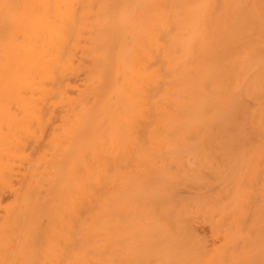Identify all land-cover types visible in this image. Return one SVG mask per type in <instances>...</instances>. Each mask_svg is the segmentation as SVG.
Listing matches in <instances>:
<instances>
[{"label": "bare ground", "instance_id": "obj_1", "mask_svg": "<svg viewBox=\"0 0 264 264\" xmlns=\"http://www.w3.org/2000/svg\"><path fill=\"white\" fill-rule=\"evenodd\" d=\"M69 1L0 0V264H130L125 263L127 252L134 256L138 247L130 239L135 236L128 238L134 247H124L128 244H124L125 216L131 215L128 223L135 213L142 215L149 233L160 234L159 238L161 234L167 236L166 220L184 225L185 219L178 216L183 221H169L172 214L177 215V200L183 201L178 192L173 197L179 198L174 199L173 210L165 218L161 215L167 212L158 207L166 204L157 199L164 196L160 193L165 192L162 189L168 181L165 172L159 170L169 171L171 166L173 171L177 166L169 157L166 165L159 159L163 168H156L160 179L155 175L154 182L147 185L152 187L134 182L129 191L132 198L128 197L129 214L125 213V182L130 176H126L125 166L133 161L122 165L130 159L125 158L128 152L124 151L133 149L134 154L140 150L139 157L147 150L154 151L155 156L159 150L168 149L174 155L184 147H193L192 140L237 142L248 138L255 142L251 144L254 200L251 198L250 203L254 205L250 206V257L251 264H264V0H78L77 5ZM177 141L183 144H160ZM199 146L194 147L199 150ZM146 155L137 161L147 165L142 160L148 159ZM227 156L222 160L233 161L230 154L229 159ZM151 163L148 166L152 168ZM195 163L188 164L195 167ZM138 166L134 170L143 172L145 168ZM148 166L150 176L156 166L151 170ZM187 183L183 184L190 185ZM170 186L174 185L168 187L173 194L175 188ZM234 186L230 190H235ZM230 195L224 197L226 202ZM152 201L156 202L148 207ZM226 202L221 201V206L226 207ZM213 215L220 216L216 212ZM182 225L171 224V230ZM136 229L132 227L131 233ZM165 241L161 242L167 244ZM194 253L190 258H198ZM152 254L160 255L154 250ZM228 256L224 260L232 261ZM155 257L146 264H155ZM137 260L136 264H145V260ZM175 260L173 264H178L179 259Z\"/></svg>", "mask_w": 264, "mask_h": 264}, {"label": "rangeland", "instance_id": "obj_2", "mask_svg": "<svg viewBox=\"0 0 264 264\" xmlns=\"http://www.w3.org/2000/svg\"><path fill=\"white\" fill-rule=\"evenodd\" d=\"M73 1H74V3H73ZM72 2H71V0L69 1V2H71V4L73 3V4H75V5H77V4H79V3H77V1L78 0H73ZM82 1H85V0H82ZM80 3H81V1H79ZM83 3V2H82ZM72 4V5H73ZM250 139H251V141H252V138H248V139H238L237 140V142H235V139H230V141L229 140H224V141H222L221 142V140L222 139H215V141H212L211 139H209V141H207V140H205L206 141V143L204 142H202L203 140H197V143H196V141L195 140H192V142L194 141V143H192L190 146H193V147H188L189 149H186L185 150V147H184V149H183V151H181V149L180 150H177L178 152H176V148L174 149V151L173 152H176V153H173L174 155H172V153H169V151H167L168 149H164V151H163V149H161V150H159V153H157L155 156H154V154L155 153H153L154 151H149V150H147V151H145V152H147V153H142L143 154V156H145L146 154H148L149 152H150V154L149 155H146L147 157H146V159L147 160H145V159H142L143 160V162H147V165H145L144 163H140V161L138 162L137 160H138V158L141 156V157H143L142 156V154L141 155H139V157H138V152L140 151V150H135V152H134V154H137V156L135 157V155L133 154V149H128V150H126V152L124 151V153H127L128 152V157H126L125 156V158H130V159H125V160H127V162L125 161V163H122V165H124L125 166V164L126 163H128L129 162V160H132L133 161V165L132 164H129V163H131V161L128 163L129 164V166H125L127 169H128V172H129V167H130V172L128 173L127 171H126V176H129L130 178H133V179H130L129 177L127 178V182H125V184L128 186V188H126L127 190H128V192H126L127 190H125V194H124V196H127V198L125 197V205H124V207H125V213L127 214L128 213V211H126V210H129L130 209V207H131V205L129 204L130 203V198H128V197H131L130 196V189L132 188V186H133V184H134V182H142V184H144V185H146V187H152L151 185L150 186H147L148 184H152V181L154 182V180L156 179V178H159V176H158V173L160 172V173H162L163 171L165 172V174H164V176L166 175V180H168L167 181V183L166 182H164V183H166L167 185L165 186L166 188H167V190H166V188L164 187L162 190H164L165 192H163L162 191V193H160V194H163L164 196L163 197H161V198H159V199H157L158 201H161V202H164V201H166V204H163L162 203V206L163 207H161V206H158L159 208H163V211H165V212H167V213H162L163 215H161L162 217L164 216V215H166L167 216V214L170 212L171 213V211L170 210H173L172 208H173V203H175L176 202V200H174L175 198H179L180 196H182V200L183 201H178L177 200V204L175 205V206H180V208H175V210L177 209V215H176V217L174 216V217H171V216H173L174 214H172L170 217H169V221H172V219L170 220V218H173L174 220H175V218H176V220L177 219H179L180 220V217H181V219H185L184 220V225H182L179 221H175V222H171V224H173L174 225V223H175V225L176 226H178L179 224L180 225H182V227L181 226H179L178 228H179V231L176 229V227H175V229L178 231V233L180 234V235H178V233L177 232H174L173 230H175V229H173V230H171V228H173V226L171 227V224H169V222L166 220V223H167V227H168V229L166 230V235L169 237V238H166L167 240H168V242L167 241H165L166 239L165 238H163V234H161V239L158 237V236H160V234H155V235H153L152 233L150 234L149 232L151 231V229H150V227H148L149 226V224L148 223H145L146 221L142 218L143 216L142 215H138V214H136L137 215V218H139V219H137V218H135L136 217V215L134 214V216H132V217H134V220L133 219H128V223H127V218H130V216L131 215H127V216H129V217H126L125 216V220H126V222H123V224H124V226L126 227V229H124L123 230V234H124V237L126 236H128L127 238L125 237V240H126V242H124V244L125 243H128V244H125V245H128V246H125L124 245V247H128L127 249L129 250V248H130V245L132 246V244H131V241H130V239H132V243H134L135 244V248H137L136 249V251H137V254H134V256H132V255H129L130 253H129V251L127 252L128 254H127V256H126V259L127 260H125L126 262L125 263H130V264H136V261L135 260H137L139 257H140V259L142 258V260H145V264L146 263H152L151 261L154 259L153 257H155L153 254V256H151V252H153V250H154V252H156V253H160V255H158V254H156V256L158 257V259L160 258H162L163 257V259H161V261H162V264H173L174 263V260L176 259V260H178L177 262H178V264H226V261H227V264L229 263V264H251L252 263V257H250V256H252V236H250L251 234H252V231L250 230V229H252V217H251V215H252V208L250 207V206H252L253 207V205L251 204V203H253V201H251V198H252V196H251V194H252V145L251 144H254L255 142H253L252 141V143H251V141H250ZM231 140H234V141H231ZM191 141V140H190ZM226 141V142H225ZM247 141H248V143L250 142V144H246L247 143ZM182 141H177V142H168V143H165V142H162V143H160V144H177V145H179L180 143H181ZM184 142V141H183ZM189 142V141H188ZM187 142V145H189V143ZM211 142V143H210ZM214 142V143H213ZM231 142V143H230ZM235 142V143H234ZM145 143V145H153L154 143L153 142H144ZM226 143H228V144H226ZM234 143V144H233ZM140 144V143H139ZM142 144V143H141ZM181 144H183V143H181ZM200 144V146L199 147H201L199 150H197V147L195 148L194 146H198ZM206 146V148H205V146ZM212 145V147H213V144H214V146H215V148L213 147H211V145ZM218 144V145H217ZM223 144H224V146H226L225 148H224V146H223ZM226 144V145H225ZM243 144V145H242ZM244 144H245V147L247 146V145H249V148H243L242 146H244ZM186 145V144H185ZM223 147H222V146ZM241 145V146H240ZM217 146H218V148H217ZM230 148H232L231 150L229 149V147ZM240 146V147H239ZM251 146V147H250ZM181 147H183L182 145H181ZM207 147H208V149H207ZM221 147V148H220ZM241 147H242V150H240L241 149ZM193 148H195V150H197L196 152H195V150L193 149ZM223 148V149H222ZM240 148V149H239ZM218 149V150H217ZM220 149V150H219ZM222 149V150H221ZM224 149L226 150V151H228V152H226L225 151V155L228 157L227 159H229V154H230V156H231V158H233V161H232V159H231V161L230 160H226V158L224 159V161H225V163H227L226 165L225 164H223V158L224 157H226L224 154V156L223 155H221V157H220V154H222V153H224ZM245 149V150H244ZM133 150V151H132ZM170 150V152H171V149H169ZM193 150V151H192ZM201 150H203V151H201ZM215 150V151H214ZM230 150V151H229ZM234 150H236V152L234 151ZM250 150V151H249ZM149 151V152H148ZM158 151V150H157ZM157 151H155V152H157ZM162 151H163V153H162ZM201 151V153H199ZM232 151V152H231ZM241 151V152H240ZM144 152V151H143ZM193 152H195V154L193 153ZM204 152V153H203ZM205 152H207V153H205ZM239 152H240V154H239ZM124 153H122V154H124ZM132 153V155H130ZM169 153V154H168ZM188 155V158H186L187 160L186 161H188L187 163H186V161H185V157H187L186 156V154ZM190 154V156H189V154ZM220 153V154H219ZM227 153H229V154H227ZM246 153H248V154H246ZM177 154V155H176ZM193 154H194V157H193ZM196 154H199L198 155V157L200 158H196ZM202 154H204V155H202ZM205 154H209V156L208 157H206L205 156ZM235 154V155H234ZM134 155V156H133ZM159 155H160V157H159ZM162 155H164L163 156V158H162ZM166 155V156H165ZM171 155H172V159H171ZM185 155V156H184ZM217 155H219V156H217ZM123 156V155H122ZM150 156L152 157V158H150ZM175 156V157H174ZM233 156V157H232ZM241 157V159H240V157ZM135 157V158H134ZM155 157V158H154ZM158 159H157V158ZM166 157V158H165ZM169 157V158H168ZM218 157H220V159L218 158ZM114 158V157H113ZM122 158V157H121ZM137 158V159H136ZM145 158V157H144ZM150 158V159H149ZM170 160V162H171V160H172V163L173 162H175V164L177 165V166H173V171H171L172 170V167L170 166V165H172V164H168L170 167H169V171H167L168 169H164V170H159V172H157V170L158 169H156L157 167H160V168H163V166H159V159H160V163L163 161V165H166V161H167V163H170L169 162V160ZM175 158H177L175 161H174V159ZM184 158V162H183V159ZM191 158H193V159H191ZM208 158H210L211 160V162H208L209 160H207ZM239 158V159H238ZM123 159V158H122ZM122 159H121V161H122ZM136 159V160H135ZM140 159V158H139ZM152 159H153V161H152ZM191 160V161H190ZM193 160V161H192ZM197 160L199 161V162H197ZM204 161V162H202V161ZM113 161V160H112ZM134 161H135V163H134ZM150 161V162H149ZM195 161L197 162V163H195ZM207 161V162H206ZM220 161H222V162H220ZM227 161V162H226ZM241 161V162H240ZM245 161V162H244ZM122 162H124V161H122ZM138 164H137V163ZM149 162V163H148ZM152 162V163H151ZM155 164H154V163ZM184 163V165H182L183 163ZM237 162V163H236ZM150 163L153 165H151L152 166V168H154L155 166V169H156V171L154 172V170L155 169H153V172L154 173H152V174H150V176H148V173L146 172V169H147V166H148V164L150 165ZM191 164L192 166H194V163H195V167H190L191 165H189V164ZM203 163V164H202ZM204 163H205V166H204ZM207 163V164H206ZM213 163V164H212ZM232 164V166H230L229 167V164ZM236 163V164H235ZM250 163H251V166H250ZM128 164H126V165H128ZM137 164V165H136ZM161 164V165H162ZM174 164V163H173ZM197 164H199V166L201 167L202 165L205 167H203L202 166V168H200ZM201 164V165H200ZM214 164H215V167H213L214 166ZM221 164L223 165V167L221 166ZM248 164H249V166H248ZM138 165H140L144 170H143V172H144V174H140L141 172H142V170L141 171H137V169L136 170H134V168H136V166H138ZM143 165V166H142ZM155 165V166H154ZM168 165H167V168H168ZM180 165H181V167H180ZM189 165V166H188ZM225 165V166H224ZM238 165V166H237ZM132 166V167H131ZM234 166H236V167H234ZM124 167V168H125ZM139 167V166H138ZM148 167H150V166H148ZM165 167V166H164ZM178 169H180V170H177V168ZM180 167V168H179ZM185 167H188L187 169L185 168ZM199 167V168H198ZM225 167V168H224ZM233 167V168H232ZM241 167V168H240ZM247 167H248V169H247ZM251 167V168H250ZM140 168V167H139ZM151 167H150V170L152 169ZM159 168V169H160ZM194 168V169H193ZM209 168V169H208ZM235 168V169H234ZM236 168H240V169H238L239 170V172H238V170L236 169ZM243 168H244V170H243ZM127 169H125V170H127ZM183 169H185V170H183ZM195 169H197V170H195ZM203 171H202V170ZM210 169H211V171H210ZM217 169H218V171H217ZM135 171V173H134V171ZM140 170V169H139ZM150 170H148V172L150 171ZM177 170V171H176ZM191 170V171H190ZM199 170V172L197 173V171ZM206 170H209V172L210 173H212L213 171H217V172H213V174L211 175L209 172H207ZM225 170H227V171H225ZM236 170H237V172H236ZM248 170V171H247ZM166 171L168 172V173H166ZM171 171V172H170ZM175 171V172H174ZM179 171V172H178ZM220 171V173H218ZM223 171V172H222ZM225 171V172H224ZM233 171V172H232ZM235 171V172H234ZM138 172V174H136ZM140 172V173H139ZM142 172V173H143ZM163 172V173H164ZM190 172V173H189ZM228 172H229V174H228ZM150 173H151V171H150ZM175 173H177V174H175ZM180 173V174H179ZM182 173V174H181ZM197 173V174H196ZM206 173V174H205ZM208 173V174H207ZM129 174V175H128ZM139 174L141 175V177L139 176ZM191 176H194V178H196V179H194V178H192V177H190V175ZM198 174H199V176H198ZM218 174V177H215L216 175ZM244 174V175H243ZM247 174V175H246ZM137 175V176H136ZM155 175H157V177H155V179L154 180H152L153 178H154V176ZM160 175V174H159ZM169 175V176H168ZM183 175L185 176V177H187V178H185V177H183ZM189 175V176H188ZM200 175H201V177H200ZM209 175H210V177H209ZM220 175V176H219ZM262 176H263V174H261ZM260 175V176H261ZM139 176V177H138ZM161 176V180L164 178V177H162V175H160ZM259 176V177H260ZM134 177H135V179H134ZM168 177V178H167ZM180 177H181V179H182V181H181V179H180ZM207 177V178H206ZM211 177H214L213 178V180H215V182L211 179ZM242 177H244L243 179H242ZM139 178H141V179H139ZM151 178V179H150ZM179 178V179H178ZM185 178V180H184V182H183V179ZM202 178V179H201ZM263 178V177H262ZM262 178H260V179H262ZM160 179V178H159ZM158 179V180H159ZM170 179V180H169ZM172 179V180H171ZM174 179H175V181H174ZM230 179V180H229ZM248 179V180H247ZM260 179L258 180V179H256V181L258 180V182L260 181ZM166 180H163V181H166ZM178 180V181H177ZM180 180V181H179ZM241 180H244V181H241ZM129 181H132L131 182V184L129 183ZM157 181V180H156ZM228 183H227V182ZM143 182H145V183H143ZM179 182V183H178ZM180 182H181V184H183V183H187V184H190V185H192L193 184V186L194 187H196V188H194L193 189V186H190V185H185V184H183V187L181 186V184H180ZM202 182H204V183H202ZM226 182V183H225ZM232 182V185L234 186V189L235 190H232L233 188V186L231 187V183ZM198 183V184H197ZM224 183H225V185H224ZM248 183V185H246ZM113 184V181H112V183H111V195H113L114 194V188H113V186L114 185H112ZM154 184V183H153ZM174 185V186H170V188H175V190H176V192H175V190H171V192L173 191V194H171L169 191V185ZM198 185V187H197V185ZM201 184H203V185H201ZM184 185H185V187H186V189H185V187H184ZM228 185H230V186H228ZM126 186V187H127ZM180 186V187H179ZM220 186H222V188L220 187ZM225 186V187H224ZM228 186V187H227ZM134 187V186H133ZM159 187V186H158ZM192 187V190H190V188ZM201 187H203V188H201ZM205 187V188H204ZM215 188V191L214 192H216V193H214L213 191H212V189H214ZM219 188H221V190L220 191H218V193L220 194H218L217 193V189L219 190ZM224 188V189H223ZM225 188H227L226 190H225ZM230 188H232L231 190H230ZM160 189H161V187H160ZM196 189H202V190H196ZM223 189V190H222ZM230 191H229V190ZM248 189V190H247ZM113 190V191H112ZM190 190V191H189ZM193 190H196V191H193ZM224 191L226 192L227 191V193H229V195H230V197L228 196L227 197V199H231L232 201H230V203L231 204H233V205H229V200L226 202L225 201V198L224 197H226V194L227 193H225L224 194ZM161 192V191H160ZM177 192L179 193L178 195H179V197H178V195L175 197H173V195H174V193L175 194H177ZM214 194H213V193ZM127 193V194H126ZM166 193H170L169 195H166ZM181 193H183V194H181ZM239 195H238V194ZM190 194H192V197L194 198V196H195V198L193 199L191 196V198L188 196V195H190ZM200 194L202 195V197L200 196ZM216 194V195H215ZM223 194V195H222ZM194 195V196H193ZM198 195V196H197ZM218 195V196H217ZM238 195V196H237ZM184 196V197H183ZM244 196H245V198H244ZM171 197H173V198H171ZM186 197H188L187 198V200H186ZM221 197V198H220ZM224 199H223V198ZM132 198V197H131ZM190 198V199H189ZM197 198H200L201 200H203V201H201V202H199L198 203V201L197 200H200V199H197ZM219 198V199H218ZM238 200H237V199ZM163 199H166V200H163ZM170 199V200H169ZM180 199V200H181ZM189 199V200H188ZM196 199V200H195ZM223 199V200H222ZM253 199V198H252ZM111 200L113 201L114 200V196L112 197L111 196ZM140 200V199H139ZM186 200V201H185ZM191 200H194V201H191ZM205 200H206V204H205ZM208 200V201H207ZM214 200V201H213ZM217 200H218V202H217ZM254 200V199H253ZM111 201V202H112ZM196 201H197V203H196ZM211 201V202H210ZM221 201H223V203L224 202H226L225 204H226V207L225 206H221V204H220V202ZM250 201H251V203H250ZM151 201H149L148 203H150ZM156 202V201H155ZM154 201H152V203L151 204H149L148 205V203H147V205H148V207H151V206H153L154 205V203H155ZM160 202V203H161ZM170 202V203H169ZM172 202V203H171ZM178 202H181V203H178ZM190 202H194L193 204H191ZM202 202H204V204L202 203ZM236 202V203H235ZM238 202V203H237ZM202 203V204H201ZM244 203H246V204H244ZM250 203V204H249ZM264 203V202H263ZM111 204H113V202L111 203ZM146 204V203H145ZM169 204H171L172 206H170ZM200 204H201V207H200ZM209 204V205H208ZM211 204V205H210ZM227 204L229 205L228 207V209H227ZM239 204V205H238ZM127 205L128 206H130V207H127ZM147 205H146V207H147ZM151 205V206H150ZM164 205H165V207H164ZM207 205V206H206ZM219 205V206H218ZM236 205H238V210H237V206ZM245 205V206H244ZM174 206V207H175ZM212 206V207H211ZM233 206V207H232ZM250 208H249V207ZM188 207V208H187ZM198 207V208H197ZM231 207V208H230ZM195 208V209H194ZM201 208V209H200ZM204 208V209H203ZM169 209V210H168ZM192 209V211H189V210H191ZM196 209H198V210H196ZM223 209V210H222ZM228 211H227V210ZM162 210V209H161ZM174 210V211H175ZM183 210V211H182ZM194 210V211H193ZM195 210H196V212H195ZM201 210L204 212V210H206L207 212H204V214L203 213H201ZM208 210H210V211H208ZM226 210V211H225ZM237 210V211H236ZM244 210V211H243ZM249 210H250V212H249ZM263 210H264V207H263ZM212 211V213L211 214H207L208 212H211ZM225 211V212H224ZM217 213V215L219 216V218L217 217V216H214L213 215V213ZM123 213V212H122ZM130 213H131V211H130ZM169 213V214H170ZM174 213V212H173ZM176 213V212H175ZM180 213V214H179ZM195 213V215H193ZM232 213H233V216H232ZM243 213V214H242ZM250 213V214H249ZM129 214V213H128ZM181 214H184V215H182L181 216ZM199 214H201L200 216H199ZM204 216H203V215ZM222 214V215H221ZM207 215H208V217H210V218H208L207 217ZM216 215V214H215ZM165 216V217H166ZM178 216H180V217H178ZM187 216V217H186ZM191 216H193V217H191ZM198 216L200 217L199 219H198ZM207 217V220H206V217ZM213 216V217H212ZM247 216H249L250 218H251V220L249 219L248 220V218L249 217H247ZM140 217H141V220H140ZM165 217H163V218H165ZM188 217H190L189 218V220H188ZM195 217H197V218H195ZM215 217V218H214ZM223 217H224V219H223ZM225 217H226V220H227V222H226V220H225ZM229 217V218H228ZM192 218V219H191ZM212 218V219H211ZM228 218V219H227ZM247 218V219H246ZM209 219V220H208ZM211 219V220H210ZM214 219H216V221L214 220ZM222 220V221H220V220ZM242 221H241V220ZM173 220V221H174ZM183 220H180V221H183ZM188 220V221H187ZM204 220H206V221H204ZM244 220V221H243ZM124 221V220H123ZM139 221H141V224L139 223ZM218 221V222H217ZM225 223H224V222ZM248 221H250V222H248ZM133 222V223H132ZM144 222V223H143ZM188 222V223H187ZM212 222V223H211ZM214 222V223H213ZM222 222V223H221ZM246 224H245V223ZM139 223V224H138ZM177 223V224H176ZM179 223V224H178ZM215 223H216V225H215ZM222 225H221V224ZM231 223H233L234 225H235V227L234 226H232V224ZM250 223V224H249ZM144 224H146V226L144 225ZM214 225L213 227H212V225ZM220 224V226H218ZM225 224V225H224ZM229 226H228V225ZM244 224V225H243ZM148 225V226H147ZM144 226V227H143ZM222 226V228H220ZM225 226V227H224ZM229 227L228 229H226L225 230V228H227V227ZM132 227H137V229L136 230H133V231H135V232H132L131 233V231H132ZM219 227V228H218ZM224 227V228H223ZM234 227V228H233ZM131 228V229H130ZM182 228H184L186 231H181V229ZM230 228H232L231 230H230ZM238 229L239 230V232L236 234V233H233L234 231H235V229ZM128 229V230H127ZM212 229H213V231H212ZM222 229V230H221ZM172 231V233H171V231ZM175 230V231H176ZM216 230V231H215ZM229 232H228V231ZM140 234V237H139V234ZM140 232H142V234L140 233ZM144 232V233H143ZM148 232V233H147ZM216 232V233H215ZM223 232V233H222ZM135 233H137V235H138V237H136L137 235H134ZM147 233V234H146ZM165 233V232H164ZM177 233V234H176ZM222 233V234H221ZM228 233V234H227ZM244 233V234H243ZM145 234V235H144ZM176 235V237H175V235ZM233 234H235L234 236H233ZM158 235V236H157ZM228 235V236H227ZM130 236L131 237H133V236H135V238H130ZM152 236V237H151ZM158 238H157V237ZM171 236V237H170ZM189 236H190V238H189ZM202 236V237H201ZM123 237V238H124ZM145 237V238H144ZM194 237V238H193ZM235 239H234V238ZM246 239V238H248V239H244V238ZM128 238H130V239H128ZM139 238V239H138ZM142 238V239H141ZM158 239V241H157V239ZM177 238V239H176ZM237 238V239H236ZM240 238V239H239ZM133 239H134V241H133ZM165 239V240H164ZM176 239V240H175ZM185 239H187L188 240V242H190L189 240H193V241H191L192 243H187V241L185 242ZM124 240V239H123ZM124 240V241H125ZM128 240V241H127ZM163 240V241H165V242H167V244H164V242L162 243L161 241ZM234 240V241H233ZM243 240V241H242ZM245 240V241H244ZM130 241V242H129ZM139 241V242H138ZM155 242H157L156 243V245L154 244ZM160 242V243H159ZM194 242V243H193ZM237 242V243H236ZM238 242L240 243L239 244V246H238ZM244 242V243H243ZM139 243V244H138ZM162 243V244H161ZM181 243H182V245L184 246H181ZM153 244V245H152ZM172 244V245H171ZM189 246H188V245ZM230 244V245H229ZM191 245V246H190ZM197 245H199V246H197ZM229 245V246H228ZM245 245V246H244ZM179 246H181V247H179ZM185 246H188V247H185ZM194 246H195V248H194ZM197 246V247H196ZM132 247H134V246H132ZM156 247V248H155ZM158 247H160V248H158ZM164 247V248H163ZM177 247H179V248H181V249H177ZM221 247V248H220ZM155 248V249H154ZM158 248V249H157ZM166 248H167V251H166V254L168 255V256H170L171 257V255H178V257H176V258H174V256H172L171 258H174L173 260H171V258L169 257L168 258V256L167 257H165L166 256V254L164 255V254H161V252L163 253V251L164 250H166ZM183 248H185L184 250L186 251V253H182V252H185L184 250H183ZM157 249V250H156ZM177 249V250H176ZM190 249V250H189ZM195 249H197V250H195ZM263 249V248H262ZM162 250V251H161ZM195 251V253H194V251ZM224 250H226L228 253H226V251L224 252ZM157 251H161V252H157ZM180 251H182L181 253L182 254H184V256L180 253ZM205 251V252H204ZM139 252V253H138ZM174 252V253H173ZM192 252L194 253V255L196 256V257H198V258H196V259H194V257H193V259H192V257L190 258V254H192ZM242 252H244V253H242ZM147 253V254H146ZM149 253H150V255H149ZM165 253V252H164ZM169 253V254H168ZM173 253V254H172ZM198 253V254H197ZM261 253H262V250H261ZM171 254V255H170ZM187 254V255H186ZM199 254H200V256L201 257H199ZM225 254V255H224ZM235 254V255H234ZM139 255V257L137 258V256ZM144 255V257H141V256H143ZM147 255H149V256H147ZM161 255H162V257H161ZM181 255V256H180ZM229 255V256H228ZM243 255V256H242ZM259 255V254H258ZM132 256V257H131ZM192 256V255H191ZM228 256V258L230 257V260H232V261H229V259L228 260H224V257H227ZM237 256H239L238 258H237ZM249 256V257H248ZM133 257H135V258H133ZM150 257H152L151 259H150ZM157 257H155V258H157ZM164 257L166 258V259H164ZM216 257V259H214ZM236 257V258H235ZM261 257H263V259L262 260H264V252H263V254H261ZM144 258V259H143ZM148 258V259H147ZM178 258V259H177ZM189 258V259H188ZM221 258H223V259H221ZM240 258V259H239ZM133 259H135L134 261H133ZM158 259H156L157 261H158ZM227 259V258H226ZM242 259V261H240ZM251 259V260H250ZM130 260H132L133 262L131 263V261ZM139 260V259H138ZM137 260V262H141L142 260H139L138 261ZM148 260V261H147ZM156 260H155V264L156 263H158V264H161V261L160 262H156ZM164 260V261H163ZM175 260V261H176ZM188 260V262L189 263H186V261ZM190 260H193V261H191L190 262ZM211 260H213V262H211ZM217 262H216V261ZM235 260V261H234ZM248 260V261H247ZM261 260V261H262ZM225 261V262H224ZM239 261L241 262V263H239ZM245 261V262H244ZM154 262V261H153ZM137 264H141V263H137ZM142 264H143V261H142ZM175 264H177V263H175Z\"/></svg>", "mask_w": 264, "mask_h": 264}]
</instances>
